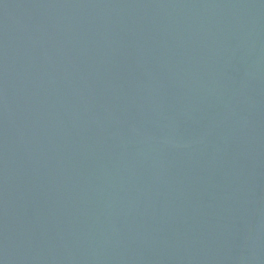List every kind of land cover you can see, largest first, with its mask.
Returning <instances> with one entry per match:
<instances>
[{
	"label": "water",
	"instance_id": "1",
	"mask_svg": "<svg viewBox=\"0 0 264 264\" xmlns=\"http://www.w3.org/2000/svg\"><path fill=\"white\" fill-rule=\"evenodd\" d=\"M0 264H264V0H0Z\"/></svg>",
	"mask_w": 264,
	"mask_h": 264
}]
</instances>
